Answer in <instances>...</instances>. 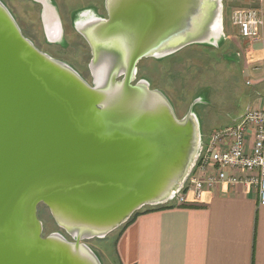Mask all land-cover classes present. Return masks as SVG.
Returning <instances> with one entry per match:
<instances>
[{
    "label": "water",
    "instance_id": "95a60500",
    "mask_svg": "<svg viewBox=\"0 0 264 264\" xmlns=\"http://www.w3.org/2000/svg\"><path fill=\"white\" fill-rule=\"evenodd\" d=\"M46 35L61 31L52 0ZM107 21L80 33L93 84L40 51L0 0V264H103L105 240L145 208L171 205L204 143L197 98L179 118L142 59L192 46L220 49L222 0H106ZM119 78H123L118 81ZM46 206L63 233L44 237Z\"/></svg>",
    "mask_w": 264,
    "mask_h": 264
},
{
    "label": "crops",
    "instance_id": "0c3cea01",
    "mask_svg": "<svg viewBox=\"0 0 264 264\" xmlns=\"http://www.w3.org/2000/svg\"><path fill=\"white\" fill-rule=\"evenodd\" d=\"M222 5V46L229 45L223 61L228 70H242L246 86L253 88L234 124L249 109L264 108V28L262 43L249 42L231 16L251 8L264 19V0H222ZM115 250L118 264H264V207L257 188L219 184L200 203L138 217L117 235Z\"/></svg>",
    "mask_w": 264,
    "mask_h": 264
},
{
    "label": "rangeland",
    "instance_id": "374dc122",
    "mask_svg": "<svg viewBox=\"0 0 264 264\" xmlns=\"http://www.w3.org/2000/svg\"><path fill=\"white\" fill-rule=\"evenodd\" d=\"M2 1L8 6L18 23L21 24L24 29L31 31V27L33 28V26L35 28H40V14L37 7L22 0ZM101 1L102 0H80L78 4L71 6H73L72 9H80L88 7L92 2L96 3ZM85 49L84 56L79 54L78 51L77 55L75 53L76 50L70 51L66 53V55L58 54L56 51H51L50 53L56 57L54 59L65 62L73 67L92 85L94 80L88 69V65L91 63V57L87 47ZM205 51L208 60H199V55L197 56V54L193 58L188 53H186L187 55H182L183 58L193 59L194 66L192 65L191 70H187L188 68L184 66L180 70L150 71V74H152V77H155L157 83L162 85L169 93L168 98L175 103L180 118L186 115L199 89L204 88L206 92H209L210 95H208V98L197 107V113L204 135L203 145L207 142L206 139L211 135L208 133L233 125V119L244 113L247 105L246 97L253 89L246 86L242 70H228L229 65L225 60H222L221 55H226L228 53L229 45L222 46L220 50H204L202 53H205ZM211 60H213V62H210ZM167 62L168 61H165L164 64ZM201 63L202 65L204 64L202 69L199 68ZM186 65H190V63ZM261 102L263 104L264 99H262ZM38 217L44 226L45 238L54 233H63L69 241L73 242L64 230L57 225L50 210L46 206L41 205L39 207ZM118 231L112 233L105 240L86 242V244L100 256L103 264H118L115 250Z\"/></svg>",
    "mask_w": 264,
    "mask_h": 264
},
{
    "label": "built area",
    "instance_id": "2783aa9c",
    "mask_svg": "<svg viewBox=\"0 0 264 264\" xmlns=\"http://www.w3.org/2000/svg\"><path fill=\"white\" fill-rule=\"evenodd\" d=\"M231 22L242 39L263 42L264 19L259 10L237 9ZM224 183L257 188L260 206L264 207V108H251L233 125L210 135L194 173L171 205L200 203L207 190Z\"/></svg>",
    "mask_w": 264,
    "mask_h": 264
},
{
    "label": "flooded vegetation",
    "instance_id": "af4514ba",
    "mask_svg": "<svg viewBox=\"0 0 264 264\" xmlns=\"http://www.w3.org/2000/svg\"><path fill=\"white\" fill-rule=\"evenodd\" d=\"M79 1L80 0H52V2L56 5L60 15L61 31H59V33L53 32L52 34L49 35H46L44 25L42 22V17H41V13L43 10L42 6L32 1H24L37 7L39 9V14H40V21H39L40 28H35L33 26V28L31 27V31L30 30L27 31L20 24L24 35L27 38H29L31 41H33L35 46L40 51L45 52L46 54L52 56L53 58L56 57L53 56L52 53H50L51 51L52 52L56 51L58 54L66 55V53L76 50L75 53L77 55L79 53L84 56L86 51L85 48L87 47V49L89 50L88 51L89 55L92 60V49L88 44L87 40L85 39V37L80 33L79 30L82 29V27L87 28L88 26L92 25L94 22L107 21L109 19V15L105 7L106 0H102L101 2H96V3L92 2L88 7H84L80 9H76V8L72 9L73 6L71 5L78 4ZM204 50L214 51L215 49L211 47L192 46V47H188L187 49L181 51L178 54H175L163 60H156L151 58L142 59L137 65L136 81L133 83V85H136L140 80L145 79L150 82L151 88L153 90H160L164 92L167 96H169L168 95L169 93L164 89V87L159 83H157L155 77H152L150 71L153 72V70H180L184 66L188 68L187 70H191L192 69L191 67L193 65L192 58L196 56V54L197 56L199 55V60H208L206 51L205 53H202V51ZM186 53L190 54L192 58H186V57L183 58L182 55L184 56V54ZM223 56L224 55L222 54L221 55L222 60H223ZM165 61L168 62L164 64ZM210 62H213V60H211ZM188 63H190V65L187 66L186 64ZM89 65H88V69L90 70ZM203 65L201 63L199 68L202 69L204 67ZM122 79L123 78H119L118 81H121ZM205 90L206 89L200 91L199 94L195 97V99L200 98L201 101L204 102L207 99L208 95H210L209 92H206ZM171 102L173 103L176 113L178 115L175 103L173 101Z\"/></svg>",
    "mask_w": 264,
    "mask_h": 264
},
{
    "label": "trees",
    "instance_id": "16d2710c",
    "mask_svg": "<svg viewBox=\"0 0 264 264\" xmlns=\"http://www.w3.org/2000/svg\"><path fill=\"white\" fill-rule=\"evenodd\" d=\"M204 88H201L198 90V92L196 93V96L199 94L200 91H202ZM195 96V97H196ZM194 97V98H195ZM174 206L172 205H166V206H162V207H157V208H145L143 209L142 211L136 213L132 219L126 224L124 225L119 231H118V236L122 233V231L124 229H126L128 226H130L131 224H133L137 219L138 217L144 215V214H148V213H152V212H158V211H163V210H167V209H171L173 208Z\"/></svg>",
    "mask_w": 264,
    "mask_h": 264
}]
</instances>
